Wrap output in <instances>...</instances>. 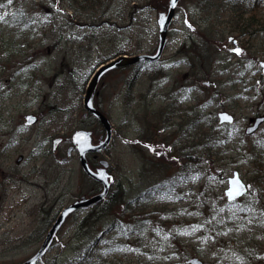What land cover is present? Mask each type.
<instances>
[{
    "label": "rangeland",
    "instance_id": "374dc122",
    "mask_svg": "<svg viewBox=\"0 0 264 264\" xmlns=\"http://www.w3.org/2000/svg\"><path fill=\"white\" fill-rule=\"evenodd\" d=\"M90 3L0 0V264L29 258L63 206L100 190L67 152L74 131L104 132L85 113L88 81L119 52H155L169 0ZM253 4L258 30L243 36L232 0H182L160 59L102 76L95 104L114 133L94 166L109 161L116 200L72 212L35 264H264V120L246 132L264 116V0ZM221 110L236 121L220 124ZM235 171L248 190L230 201Z\"/></svg>",
    "mask_w": 264,
    "mask_h": 264
},
{
    "label": "water",
    "instance_id": "95a60500",
    "mask_svg": "<svg viewBox=\"0 0 264 264\" xmlns=\"http://www.w3.org/2000/svg\"><path fill=\"white\" fill-rule=\"evenodd\" d=\"M180 1L181 0H175V4L173 5L171 0H169L167 9L160 11L158 14L159 42L155 52H139L133 55L120 54L107 60L106 62H101L96 67V70L93 72L90 82L87 85V89L84 95V106L86 108L85 113H92L100 121V123L104 127V133L98 138L97 141H95L93 130L86 128L76 130L71 136L73 144L68 148L67 152L68 154H70L73 148L78 151L80 163L83 170L90 177L100 182L102 184V189L92 195H81L79 198L65 205L59 211V214L47 231L44 240L38 250L29 258L19 262L18 264H35L37 261H39L49 251L58 231L72 212L81 207L93 205L107 196L111 186L110 178L112 177L111 173L108 171L109 161L105 158H100L99 165L93 168L90 165L87 157V154L89 152L97 153L104 150L111 143L114 133L113 124L110 118L95 104V96L97 94L99 82L102 76L107 71L115 67L134 64L144 60L155 61L159 59L164 52L167 42V34ZM259 64L262 67L261 72L264 76V60H260ZM225 116L229 117L230 119L225 120ZM25 118L28 124H32L37 120V116L32 113L26 115ZM218 118L220 123L228 124L233 123L235 120V116L227 110L219 111ZM263 120L264 116H257L254 123L246 128V132L250 133L254 131ZM62 140V137H57L54 139V150L57 149L59 143ZM234 179L238 180L239 185H242L243 187L234 186L231 183ZM247 189V184L242 180L239 173L235 171L233 176L229 177V186L226 189L228 199L234 200L242 196L243 194H245V192H247ZM229 191H238L239 194L235 195L234 197H230L228 195ZM188 262L191 264H203V261L197 256L188 259Z\"/></svg>",
    "mask_w": 264,
    "mask_h": 264
},
{
    "label": "trees",
    "instance_id": "16d2710c",
    "mask_svg": "<svg viewBox=\"0 0 264 264\" xmlns=\"http://www.w3.org/2000/svg\"><path fill=\"white\" fill-rule=\"evenodd\" d=\"M92 2V0H87ZM239 1H246V3L249 5V8L251 9H245L241 4H238ZM255 1L257 0H232V4L234 7V11L236 13V17L234 19V21L238 22L240 26H238V28H235L236 26L232 27V30L239 32L240 35L243 36H247V35H251V33L256 32L258 30V28H256V24H257V20L255 19V14H256V6L255 4H253ZM212 3H214L213 1H211ZM91 4V3H90ZM92 5H94V3H92ZM210 6L211 3H210ZM236 8V9H235ZM12 17V16H10ZM8 18V17H7ZM19 19H12V23H18ZM254 28V30H253ZM212 36H210L211 38ZM221 39H223V36L221 37ZM9 42V39L5 40V39H0V44H7ZM119 53H127V52H119ZM118 54V53H117ZM190 156L188 155H184L181 157V159H188ZM92 163H94L93 160H91ZM97 185H99V189H100V184L98 182H96ZM114 197H117V195L115 194L113 196V194L110 192L108 197L105 198L104 200L101 201V203L99 205H102L104 203H109V206L111 207L114 203V200H116ZM98 205V206H99ZM120 220H122V217H120ZM141 219H134L133 223H132V230L135 231H140L139 227H137V222L140 221ZM132 232V231H131ZM92 246V245H91ZM120 246H116L115 248H119ZM84 250V249H83ZM82 251V250H81ZM88 258L90 259V252H89V248L88 250H84V254L80 256V260L81 261H86L88 260Z\"/></svg>",
    "mask_w": 264,
    "mask_h": 264
},
{
    "label": "snow or ice",
    "instance_id": "6c2138e0",
    "mask_svg": "<svg viewBox=\"0 0 264 264\" xmlns=\"http://www.w3.org/2000/svg\"><path fill=\"white\" fill-rule=\"evenodd\" d=\"M171 2H172L173 5L175 4V0H171ZM7 3H8V4H11V3H12V0H7ZM2 7H4V5H0V8H2ZM3 19H4V17H3L2 15H0V20H3ZM235 51H236L237 53H239L240 50H239V49H235ZM224 119L227 120V119H230V118L227 117V116H225ZM231 183H232L234 186L243 187L242 185H239V181H238V180H235V179H234ZM237 194H239L238 191H229V193H228V195H229L230 197H234V196L237 195Z\"/></svg>",
    "mask_w": 264,
    "mask_h": 264
},
{
    "label": "bare ground",
    "instance_id": "6f19581e",
    "mask_svg": "<svg viewBox=\"0 0 264 264\" xmlns=\"http://www.w3.org/2000/svg\"><path fill=\"white\" fill-rule=\"evenodd\" d=\"M161 57H162V55H161ZM161 57H160V58H161ZM160 58H159V59H160ZM157 60H158V59H157ZM157 60H155V61H157ZM155 61H151V62H155Z\"/></svg>",
    "mask_w": 264,
    "mask_h": 264
}]
</instances>
